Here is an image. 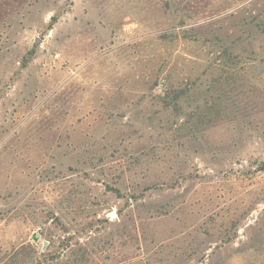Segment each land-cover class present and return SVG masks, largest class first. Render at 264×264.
I'll list each match as a JSON object with an SVG mask.
<instances>
[{"label":"rangeland","instance_id":"rangeland-1","mask_svg":"<svg viewBox=\"0 0 264 264\" xmlns=\"http://www.w3.org/2000/svg\"><path fill=\"white\" fill-rule=\"evenodd\" d=\"M0 264H264V0H0Z\"/></svg>","mask_w":264,"mask_h":264}]
</instances>
